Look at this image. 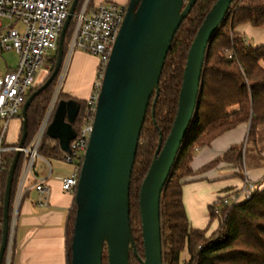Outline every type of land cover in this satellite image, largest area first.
<instances>
[{"label":"water","instance_id":"95a60500","mask_svg":"<svg viewBox=\"0 0 264 264\" xmlns=\"http://www.w3.org/2000/svg\"><path fill=\"white\" fill-rule=\"evenodd\" d=\"M80 0H74L61 32L56 62L49 79L23 106L22 136L27 139V111L34 99L59 75L64 63V42ZM236 0H218L207 15L188 53L178 112L171 133L159 140L149 171L140 188V215L144 245L141 264H164L161 201L164 188L189 136L199 110L206 58L212 41ZM197 0H131L105 71L93 131L75 194L76 216L70 264H130L136 254L130 224V187L141 132L154 95L158 98L162 72L171 45ZM155 105V103H154ZM76 100L61 101L46 136L63 153L77 133ZM21 151H16L6 181L0 243V264L9 249V209L12 185Z\"/></svg>","mask_w":264,"mask_h":264},{"label":"trees","instance_id":"16d2710c","mask_svg":"<svg viewBox=\"0 0 264 264\" xmlns=\"http://www.w3.org/2000/svg\"><path fill=\"white\" fill-rule=\"evenodd\" d=\"M83 0H80L81 3ZM218 0H197L189 16L183 21L171 45L162 72L158 98L151 99L140 136L130 187V224L136 254L131 252L130 264H141L144 259L142 223L139 207L140 188L149 171L158 148L169 137L178 112L179 97L183 83L188 53L207 15ZM249 25L264 28V0H236L211 43L206 58L196 113L189 136L164 188L161 201V228L164 264H264V184H258L250 200L224 207L218 217L211 211V222L218 220L219 228L208 236V229L190 227L183 204V186L187 179L207 173L221 163H234L241 171L244 167L245 143L231 147L222 157L196 172L192 168L198 150L208 148L224 134L248 124L247 141L256 144L258 128L264 125V45L252 46L238 29ZM72 19L64 42V57L70 39ZM56 58L50 59L51 72L28 97L36 92L51 76ZM59 76V75H58ZM58 76L31 103L27 111L28 147L38 134L58 84ZM64 98H70L63 94ZM79 115L73 125L76 133L83 125L86 101L77 100ZM155 103V105H154ZM21 121L22 117L20 115ZM22 136V129H21ZM10 157L3 154L4 169L0 188V225L3 221V201L6 181L16 152ZM38 155L48 163L63 162L65 155L57 141L44 136ZM262 155V153H261ZM24 157L21 154L12 185L9 209L11 232L13 205L17 183ZM68 165V164H67ZM70 166V165H69ZM35 173H33L34 175ZM263 187H260L262 186ZM71 208L65 226V253L67 264L71 263V243L74 234L76 205ZM1 243V238H0ZM15 244L11 247L9 264H13ZM8 254V253H7ZM186 255L187 259L183 260ZM3 264H8L7 255ZM103 264H108L104 249Z\"/></svg>","mask_w":264,"mask_h":264},{"label":"built area","instance_id":"2783aa9c","mask_svg":"<svg viewBox=\"0 0 264 264\" xmlns=\"http://www.w3.org/2000/svg\"><path fill=\"white\" fill-rule=\"evenodd\" d=\"M74 0H0V55L15 53L18 57L15 68L8 67L5 76H0V188L4 169L3 154L9 149L4 146V136L12 120L21 115L29 93L36 88L37 72L41 67L50 71L46 62L49 52H57L64 24L69 16ZM83 0L78 4L73 16L74 26L68 41V58L65 70L59 73V90L53 98L38 134L28 147L11 151H21L24 161L21 167V180L13 205L7 262L11 258V237L15 229L24 186L33 177L35 162L41 159L38 150L46 130L50 125L57 104V97L65 81L70 61L75 51L82 52L99 61L97 78L92 93L86 100V114L83 125L70 144V153H64L65 163L72 167L70 175L57 180L65 193L74 194L77 190L81 168L89 146L99 95L106 68L127 14V7L110 0ZM93 3V5H92ZM8 22V24H4ZM64 65V63H63ZM63 68V66H62ZM62 72V74H61ZM264 157V151L262 152ZM264 184V180H263ZM260 187H263L260 186ZM259 188L258 183L245 180L239 189L220 195L212 211L218 217L224 207H233L251 199ZM38 193V206L47 207L50 188L44 181L35 185Z\"/></svg>","mask_w":264,"mask_h":264},{"label":"crops","instance_id":"0c3cea01","mask_svg":"<svg viewBox=\"0 0 264 264\" xmlns=\"http://www.w3.org/2000/svg\"><path fill=\"white\" fill-rule=\"evenodd\" d=\"M110 1L127 5L129 0ZM238 30L244 34L245 38L248 32L252 38L259 41L258 43L264 41V28L254 29L244 25ZM262 45L264 44L258 46ZM98 64L96 57L77 52L70 66L72 80L64 94L86 101L92 93L97 78ZM21 129L22 121L19 134ZM248 131V124L241 125L218 138L210 147L198 150L193 159V170L200 171L215 159L224 156L231 147L246 143ZM18 144L17 142L14 146L5 145V147L11 151L18 147ZM261 153L260 156L264 160ZM250 158L251 162L247 154L244 156L242 171L234 163H221L207 173L187 179L183 186V204L191 228L208 229V236L212 235L220 224L217 219L211 222V211L217 198L231 190L241 188L246 179L258 184L263 182L264 162L257 161L254 156ZM41 161L42 166L34 169L35 174L27 179L24 186L17 223L11 237L12 245L15 244L13 264H67L65 226L74 203V196L62 190L57 178L70 175L72 167L66 175H57L52 178L54 174L52 164L43 159ZM20 180L21 175L17 183L16 195ZM39 181L46 182L50 188L47 207L38 206L35 185Z\"/></svg>","mask_w":264,"mask_h":264},{"label":"rangeland","instance_id":"374dc122","mask_svg":"<svg viewBox=\"0 0 264 264\" xmlns=\"http://www.w3.org/2000/svg\"><path fill=\"white\" fill-rule=\"evenodd\" d=\"M94 2H95V0L93 1V3ZM93 3H92V5H93ZM4 24H8V22H5ZM249 29H251V28H249ZM251 31H252V29H251ZM246 39L248 40L249 44H251L252 46H258L259 44H264V41L258 43L259 41L255 38H252L248 32L246 33ZM66 47H67V53H66V56L64 57V65L62 68V72H63V69L65 70V68H66L67 58H68V54H69L68 53V42H67ZM77 52L78 51H75V53L73 54V57ZM56 56H57V52H53V51L49 52L47 55L46 62H48L50 59L56 58ZM73 57H72V59H73ZM72 59H71L70 64H69V68H68V71L66 74L65 81L62 84L61 90H60L59 95L57 97V100H59V101L69 99V98H64L63 94H64L66 88L68 87V85H70V82L72 80L71 79L72 69L70 68ZM17 62H18V57L15 53H6L3 55H0V76H5L7 74V72H8L7 68L8 67L15 68L17 66ZM49 63H50V61L48 62V64ZM50 66H51V63H50ZM50 72L51 71H48L45 67H41L37 72L36 86L40 85L47 78V76L50 74ZM62 72H61V74H62ZM58 82H59V76H58ZM54 90H55V92H54L53 98L57 95V90H59L58 84ZM53 98H52V100H53ZM1 124H2V121L0 120V126H2ZM20 126H21V118L19 115L18 117H16L14 120L11 121L9 128H8V131L5 133L4 146L5 145L14 146L17 144V142L18 143L20 142V139H21V131L19 134ZM1 133H2V130L0 129V134ZM18 134H19V139H18ZM16 139H18V140H16ZM244 147H245L244 153H245V155L247 154V156L249 157V162L252 161L250 158L252 156H254L255 159H257V161L264 162V160L260 156V153L264 151V125H262L258 128L256 144H254L252 141H249V142L246 141ZM12 152L13 151H7L4 153V156L6 155V157H10L12 155L11 154ZM51 164H52V168L54 170V174H53L52 178H55L57 175H66L71 170V166L64 164L63 162L53 161ZM40 166H42V161H41V159H38L35 162V168L40 167ZM1 229H2V227L0 225V238H1ZM186 259H187V257L185 255L183 260H186ZM184 262L185 261H183L182 264H184Z\"/></svg>","mask_w":264,"mask_h":264},{"label":"flooded vegetation","instance_id":"af4514ba","mask_svg":"<svg viewBox=\"0 0 264 264\" xmlns=\"http://www.w3.org/2000/svg\"><path fill=\"white\" fill-rule=\"evenodd\" d=\"M130 1H131V0L128 1L127 5H125L127 8H128V6H129V4H130ZM71 100H75V99L70 97V98L67 99V100H60V101L58 100V101H57V104H56V107L58 106V103L61 102V101H71Z\"/></svg>","mask_w":264,"mask_h":264}]
</instances>
